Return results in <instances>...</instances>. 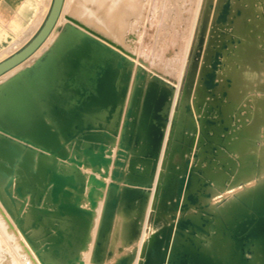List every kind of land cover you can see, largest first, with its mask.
<instances>
[{
	"label": "bare ground",
	"instance_id": "6f19581e",
	"mask_svg": "<svg viewBox=\"0 0 264 264\" xmlns=\"http://www.w3.org/2000/svg\"><path fill=\"white\" fill-rule=\"evenodd\" d=\"M107 8L91 20L101 33L72 14L59 27L60 15L49 49L0 82V200L19 233L42 264H85L104 198L92 263L264 264V96L245 88L262 71L254 46L264 40V0H203L178 97L135 63L130 23L109 27ZM231 56L245 57L248 72L235 77ZM238 78L246 83L236 88ZM59 145L65 149L56 152ZM112 164L110 183L96 177H108ZM57 171L72 176L58 180L68 188L51 200ZM0 214L20 236L1 207Z\"/></svg>",
	"mask_w": 264,
	"mask_h": 264
},
{
	"label": "rangeland",
	"instance_id": "374dc122",
	"mask_svg": "<svg viewBox=\"0 0 264 264\" xmlns=\"http://www.w3.org/2000/svg\"><path fill=\"white\" fill-rule=\"evenodd\" d=\"M118 1L120 4L118 3ZM52 2L53 0H39V19L35 20L34 24H32L31 26L25 27L23 30V33H21L20 35L3 41V43L0 45V49L6 45H10L14 42L16 43V46L14 43L13 50L10 49L12 51L9 52L8 50L7 52H5L7 54L3 53L4 55L3 60L10 57L13 53L21 50L38 33V31L43 26L49 14ZM133 3H135L134 6H133ZM112 4H113V7H112ZM202 4H203V0H140V1L139 0H66V3H65L63 12L61 14L58 25L59 27H62L68 21V19L65 17V14H72L75 17H77L80 21L85 23L87 26H89L91 29L98 31L96 27L91 25V20L96 19L95 17H96L97 11L107 6L108 14L112 16L111 17L112 21H114L109 27H112V26L115 27L117 24L119 26V24L121 25V22L124 20L128 21L132 27L131 31L129 32L128 30L125 34H127L126 35L127 42L135 43V47L137 48L134 51L135 55L136 53L137 55L135 56V58H132L135 61V63L142 65L148 71H151L152 73L158 75L159 77L163 78L167 82L171 83L176 88L177 97H178L179 95H182L184 92V85H185L184 75H185V72L187 71V67L189 64V57H190V54L193 48L196 32L198 29V23H199L198 21H199V15L201 12ZM111 10H113L114 13ZM122 16L125 17V19H122L123 18ZM118 17L119 18L122 17V18L119 19ZM256 26L253 24H247V29H250L249 31H252L255 29ZM254 32H257V30L255 29ZM58 33H59V30L54 31L51 38L41 46L40 50H38L36 54H34L25 63L21 64L17 69L12 71L9 75H6L5 77L1 78L0 82H4V80L6 81L9 77L13 76L17 71H19L23 67V65H31L32 63H34L36 57H41L49 49V47L52 45L55 38L57 37ZM246 46H247L246 43H243V50L246 49ZM254 47H256L258 50L262 52L261 56H258V60L256 59V61H259L262 71H261V75L260 76L258 75L256 78L257 83L251 86L249 84L247 87L245 86L244 87L252 89V90L253 89L260 90L259 95H260V92H263V94H261V97H263L264 96V40H262L260 43L258 42V44H255ZM1 51L2 49L0 50V53ZM244 51H243V54H244ZM243 58L245 57H237V58L233 56L229 57L227 62H229L230 65H232L234 76L235 75L239 76L242 73L245 74V72H248V71H242L246 69V63H247L243 61ZM237 64H238V67H237ZM228 71L229 70L227 69V72ZM181 72H182V75H181ZM252 73L253 71L249 69V74L252 75ZM248 79H251V77H248ZM242 83L244 84L246 83V81L241 82V78H240L238 82L235 84V87L236 88L239 87V84H241L240 86H243ZM245 101H247L248 107H251L253 110L256 109V106L254 105L256 104L255 102L254 104H250L251 101H253V99H250V101L248 99H245ZM256 105L258 106V103ZM169 126H170V123L168 125L167 133H166L165 140H164V146H163L161 158L159 161L157 175H156L155 182H154L155 184L158 178V173H159L162 159H163V153H164V149H165V145H166V141L168 137ZM116 151H117V148H114L115 154L113 153V156H112L113 159H115ZM112 169H113V164L110 167L109 176L106 178H103L101 174L98 172H96L95 175L98 179H102V180H105L107 183H110L112 181L111 179ZM83 170L87 171L88 173H92L91 168H87L86 170L83 168ZM154 190H155V186L152 188L153 192H152L150 202L152 201ZM100 200L101 201L99 202V205L101 203V206H98V209L101 210L103 207L102 204H104L103 202L104 198ZM0 207L3 209L7 217L9 215L8 219L12 223L13 227L15 226L18 229L19 227L18 225H16L17 223L15 222L13 217L10 215L8 210H6V207L4 206L1 200H0ZM98 209L97 211H98L99 216H97L95 227H96V224L99 223V220H100L99 217L101 215L100 214L101 212ZM149 213H150V206H149L148 213L146 216L147 220L149 218ZM1 218L3 219V216L0 214V219ZM146 219H145V223L143 226L142 235L140 238L141 241L139 242L140 243L139 248H141L142 246V243H143L142 240H144L146 237V236L144 237L143 235L144 232L147 231L148 221ZM3 221L5 223V219L0 221V223H2L1 225L3 226V229L5 230V234H8V235L6 236L4 234L5 236L4 238L5 239L7 238V239L6 240L4 239L3 241V232L0 231V264H4L6 260H10L9 264H12V263L13 264H32V262L29 260L27 253L23 251V247L19 245L20 243L18 241V238H21L23 242L25 241L24 245L29 248V250L31 251L36 261H38L37 263L42 264L38 256L31 249L32 247L27 241V239L24 238L25 236L21 235L22 234L21 230L20 229L17 230L14 227L15 230L18 231V235H20L17 238H15L16 235L13 234L12 231H9V227H7L8 225L4 224ZM97 226H99V224H97ZM95 227L93 229V232H94L93 234L97 235L96 231H98V229L96 228L97 229L96 230ZM9 232H12V234H9ZM96 235L94 236L95 238H96ZM93 236H92V239L94 241L95 239L93 238ZM93 241H91V244L89 246V249L90 247L92 249L90 250L91 252L88 249V251L90 252V255H89V252L86 251L88 254H85L87 256L83 257L85 258L84 259L85 264H89V262L90 264H96V263L91 262V258H92L93 250H94L93 248L95 247L94 245L95 241L94 242ZM16 250L20 254L17 253ZM139 253L140 252H138V256H139ZM138 256L136 257L135 263L137 262ZM16 259H18L19 262H16L17 261ZM86 259H88V261H86ZM27 260H29L28 263L26 262Z\"/></svg>",
	"mask_w": 264,
	"mask_h": 264
},
{
	"label": "water",
	"instance_id": "95a60500",
	"mask_svg": "<svg viewBox=\"0 0 264 264\" xmlns=\"http://www.w3.org/2000/svg\"><path fill=\"white\" fill-rule=\"evenodd\" d=\"M65 0H53L51 9L49 11V14L41 27V29L38 31V33L31 39L29 43H27L21 50L13 53L10 57L0 62V76L7 71L11 70L15 66L19 65L26 59H28L33 53H35L41 45L46 41V39L49 37L53 29L55 28L57 21L61 15V12L64 7ZM65 149V146L59 145L56 148V152H60ZM87 149V148H86ZM85 149V150H86ZM84 150V151H85ZM85 154V153H84ZM100 151L96 152V155L94 156V159H96L98 156H100ZM86 157L89 158L90 156L86 155ZM88 160V162H90ZM58 177L56 178L55 173L51 175V180L55 178L54 182L52 181L51 184V190L49 193V198L52 200L53 197L56 195L57 197H62L65 190L68 188V184L66 183H60L58 180L68 179L72 176L70 173H64L62 171L56 172ZM72 203V202H70ZM60 203L59 205H61ZM186 264H195L191 260V258L187 257L185 259ZM176 264H180V262L177 260Z\"/></svg>",
	"mask_w": 264,
	"mask_h": 264
},
{
	"label": "crops",
	"instance_id": "0c3cea01",
	"mask_svg": "<svg viewBox=\"0 0 264 264\" xmlns=\"http://www.w3.org/2000/svg\"><path fill=\"white\" fill-rule=\"evenodd\" d=\"M38 19L39 0H0V45L23 33Z\"/></svg>",
	"mask_w": 264,
	"mask_h": 264
}]
</instances>
